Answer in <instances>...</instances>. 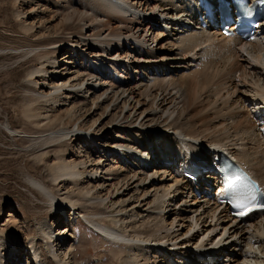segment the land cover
<instances>
[{
  "label": "bare ground",
  "instance_id": "1",
  "mask_svg": "<svg viewBox=\"0 0 264 264\" xmlns=\"http://www.w3.org/2000/svg\"><path fill=\"white\" fill-rule=\"evenodd\" d=\"M20 2L31 5L16 17L33 40L13 50L15 60L39 61L24 85L26 118L40 134L10 131L58 145L64 158L50 174L65 188L28 181L58 224L36 222L19 248L0 226V264H46L58 240L55 259L68 264L78 216L96 231L110 227L108 238L88 228L125 246L117 264H264V215L230 217L206 178L197 198L171 166L182 146L208 158L218 144L264 188V24L243 43L201 30L188 0H12ZM63 50L66 68L55 59ZM65 140L81 142L82 155ZM79 200L103 213L82 215ZM67 208L68 230L58 233Z\"/></svg>",
  "mask_w": 264,
  "mask_h": 264
},
{
  "label": "rangeland",
  "instance_id": "2",
  "mask_svg": "<svg viewBox=\"0 0 264 264\" xmlns=\"http://www.w3.org/2000/svg\"><path fill=\"white\" fill-rule=\"evenodd\" d=\"M30 7L28 3L20 2L15 6L12 0H0V220L4 219L0 222V226L10 231L18 248L25 247L28 242L25 230L30 234H37V223L42 225L56 222L52 216V207L44 204L28 181L30 179L39 180L59 195L65 188V186L54 185L50 174V166L59 161V157L64 158L58 145L42 146L38 142L35 143L32 138L16 136L17 133L33 137L40 134L26 118V87L24 85L27 74L35 70L39 61L33 56L19 61L15 60L13 50L19 46H27L33 40V37L26 36L21 31V23L19 24L20 21L16 17L18 10L25 13ZM65 53L68 54V50L55 55V59H59L56 60L57 66L66 68L68 65V62L67 64L61 62L62 59L64 62L67 61L66 58H62ZM10 129L17 133L12 134ZM109 136L113 138L111 133ZM65 141L66 149H69L73 155H78L84 149L79 141ZM149 143L153 147L152 143ZM95 153L97 157L101 156L98 150H95ZM171 197L174 201L175 192ZM77 204V207L81 208L80 213L84 216L90 217L88 215L90 213H103V209L96 207L85 208L81 200L77 201ZM169 206L172 207V202L168 204V208ZM9 214L11 216H8ZM63 218L65 224L61 223L57 229L55 228L57 222L53 227V230L58 233H62L64 229L68 230L65 226L68 218L64 216ZM77 219L76 224H71L73 229L71 232L76 233V240H74L76 243L70 248L73 258L68 264L71 262L74 264H117V259L126 252L125 246L119 247L104 241L100 236L91 232L79 216ZM66 240L69 244L72 243L71 239L66 238ZM60 245L62 246L59 240L50 245L54 249V259L46 260V264H58L55 252L59 251ZM20 261V264L28 263L25 258Z\"/></svg>",
  "mask_w": 264,
  "mask_h": 264
},
{
  "label": "snow or ice",
  "instance_id": "3",
  "mask_svg": "<svg viewBox=\"0 0 264 264\" xmlns=\"http://www.w3.org/2000/svg\"><path fill=\"white\" fill-rule=\"evenodd\" d=\"M246 178H242L240 175H236L235 177H230L227 181L228 189L236 192L238 190L246 188L248 185L245 183ZM235 208L238 209L237 214L241 217L246 214L252 212L254 207L251 203H246L244 201H238L235 204Z\"/></svg>",
  "mask_w": 264,
  "mask_h": 264
}]
</instances>
